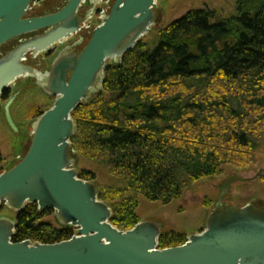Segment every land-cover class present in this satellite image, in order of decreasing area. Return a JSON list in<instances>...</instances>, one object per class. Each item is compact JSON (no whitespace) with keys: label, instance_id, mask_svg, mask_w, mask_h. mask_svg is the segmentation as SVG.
Masks as SVG:
<instances>
[{"label":"trees","instance_id":"16d2710c","mask_svg":"<svg viewBox=\"0 0 264 264\" xmlns=\"http://www.w3.org/2000/svg\"><path fill=\"white\" fill-rule=\"evenodd\" d=\"M235 3L228 18L192 11L165 28L155 46L142 40L107 69L101 95L72 113L77 161L100 164L112 177L99 185V198L117 229L141 222L140 198L169 205L188 184L248 162L238 159L253 135L244 121L251 107L264 110V0ZM51 217L58 228L44 221ZM16 223L15 243L57 244L75 235L57 223L54 210L40 212L37 204L18 213ZM185 243L163 232L159 249Z\"/></svg>","mask_w":264,"mask_h":264},{"label":"water","instance_id":"95a60500","mask_svg":"<svg viewBox=\"0 0 264 264\" xmlns=\"http://www.w3.org/2000/svg\"><path fill=\"white\" fill-rule=\"evenodd\" d=\"M35 1L0 0V49L27 38L0 58V101L27 77L56 100L34 122L27 154L0 175V206L17 214L34 204L40 212L52 209L57 223L75 229L76 235L57 244L15 243L17 223L2 216L0 264H264V211L253 205L215 210L203 232L182 246L161 250L160 222L141 221L131 230L117 229L111 224L110 205L99 198V184L79 177L72 113L101 95L107 69L120 65L158 25V0H110L109 13L88 33L87 41L80 36L84 49L72 54L73 46L67 47L45 72L27 65L28 60L37 61L82 35L101 0H91L84 16L80 14L84 0H65L54 13L27 17ZM16 97L4 108L13 128L10 108Z\"/></svg>","mask_w":264,"mask_h":264},{"label":"rangeland","instance_id":"374dc122","mask_svg":"<svg viewBox=\"0 0 264 264\" xmlns=\"http://www.w3.org/2000/svg\"><path fill=\"white\" fill-rule=\"evenodd\" d=\"M58 1L60 0H39L30 16L49 11V6L56 5ZM90 1L87 0V4L81 9L82 16L90 9ZM158 6L159 23L148 36L142 39L151 47L158 43L165 28L192 11H214L218 18H228L236 13L235 0H158ZM82 34L87 41L88 33L83 32ZM80 36L76 35L63 45L66 48L70 47ZM14 45L16 41L1 48L0 57ZM53 59L54 57L48 59L47 65L50 66ZM37 69L42 72L39 68ZM34 80L30 77L22 78L12 86V96L14 94L17 96L10 109L14 128L8 123L3 105L0 106V152L2 155L0 172L12 170L27 154L31 145L33 124L38 119L37 116L49 110L53 105L54 101L50 97L31 85ZM244 125H249L253 129V135L249 137V148L244 150L246 155L238 158L239 162H243L248 157V162L246 161L244 166H224L222 175L188 184L182 198L169 205L152 203L140 198L141 202L137 212L140 220L158 221L164 226V235L181 236L187 242L190 236L200 234L205 230L207 219L215 210L226 206L253 205L256 209L264 211V110L251 107ZM77 171L80 175L85 172L89 174V178L95 177V182L100 186L109 183L112 179L102 165L89 162L81 157ZM0 211V217L4 216L16 221L17 212L5 204L0 206ZM44 221L58 228L54 217Z\"/></svg>","mask_w":264,"mask_h":264},{"label":"flooded vegetation","instance_id":"af4514ba","mask_svg":"<svg viewBox=\"0 0 264 264\" xmlns=\"http://www.w3.org/2000/svg\"><path fill=\"white\" fill-rule=\"evenodd\" d=\"M61 2L62 1H65V0H60ZM60 1H58V3L60 2ZM100 4V3H99ZM37 35V34H36ZM32 36H34V35H32ZM31 36V37H32ZM81 37H83V36H81ZM23 39H27V38H21V39H17V40H14V41H16V45H14L13 47H15V46H17L18 44H19V42L21 41V40H23ZM14 41H12V42H14ZM11 43V42H10ZM65 44V43H64ZM60 46V45H59ZM57 47L52 53H50L49 55H43V57H40V58H38V60L37 61H31V60H28V62H27V65H29V66H32V67H35V68H39L42 72H44V71H46V70H51V68H52V64H53V62H54V60L60 55V52L62 51V50H64V49H66V47L62 44V47ZM73 46V49L71 50V52H72V54H78V53H80L83 49H81L80 47L81 46H85V44H81V41H80V38L77 40V41H75L72 45H71V47ZM12 47V48H13ZM12 48L8 51V52H10L11 50H12ZM58 48L60 49V50H58ZM62 48V49H61ZM7 52V53H8ZM6 54V53H5ZM4 54H1V56H3ZM52 57H54V59L52 60V63H51V65L49 66V65H47V60L48 59H50V58H52ZM1 58V57H0ZM44 62V63H43ZM46 62V63H45ZM31 85H34L35 86V88H37V89H39V90H41L39 87H37L36 86V81L34 80L33 82H32V84ZM30 87H32V86H30ZM42 91V90H41ZM43 92V91H42ZM44 93V92H43ZM8 95V97H9V99L11 98V97H13V96H16V94H14L13 96H12V89L10 90V91H6L4 94H3V96H2V98H1V101H0V106L1 105H3V109L5 108V105L7 104V102L9 101V99L6 101V100H4V95ZM47 95V94H46ZM48 97H50L54 102H55V100H56V98L55 97H51V96H49V95H47ZM15 102V101H14ZM54 102H53V104H54ZM14 104V103H13ZM13 104H12V106H13ZM11 106V107H12ZM53 106V105H52ZM11 109V108H10Z\"/></svg>","mask_w":264,"mask_h":264},{"label":"built area","instance_id":"2783aa9c","mask_svg":"<svg viewBox=\"0 0 264 264\" xmlns=\"http://www.w3.org/2000/svg\"><path fill=\"white\" fill-rule=\"evenodd\" d=\"M87 4V1L84 0L83 6ZM108 1H102L99 10L97 11L94 16L90 17L89 20L85 23V26L83 28L84 32H90L97 24L100 23L102 17L107 13L108 8H107ZM35 6V4L33 5Z\"/></svg>","mask_w":264,"mask_h":264},{"label":"crops","instance_id":"0c3cea01","mask_svg":"<svg viewBox=\"0 0 264 264\" xmlns=\"http://www.w3.org/2000/svg\"><path fill=\"white\" fill-rule=\"evenodd\" d=\"M53 6H52V4L49 6V9L51 10V8H52ZM49 10V11H50ZM48 10L46 11V12H44V13H42V14H38V15H44V14H46L47 12H49Z\"/></svg>","mask_w":264,"mask_h":264}]
</instances>
